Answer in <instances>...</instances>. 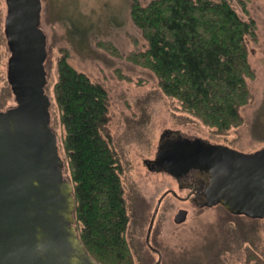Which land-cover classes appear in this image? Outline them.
<instances>
[{
  "label": "rangeland",
  "instance_id": "rangeland-1",
  "mask_svg": "<svg viewBox=\"0 0 264 264\" xmlns=\"http://www.w3.org/2000/svg\"><path fill=\"white\" fill-rule=\"evenodd\" d=\"M132 1L42 0L41 27L48 40L46 89L61 154L65 157L64 126L54 87L58 60L67 53L70 64L108 90L109 131L123 167L121 179L130 216L126 236L134 264L264 263V218L233 214L221 204L201 207L186 197L189 189L180 188L173 175L148 165L156 161L166 129L246 153L264 148V0H230L243 19L255 22V34L247 38L255 77L247 79L252 98L240 109L242 122L224 132L182 110L176 98L164 93L150 68L129 58L148 48V40L132 19ZM138 1L146 5L150 0ZM6 15V0H0V110L16 104L7 78ZM65 173L69 174L68 168ZM157 206L149 242L159 252L147 242ZM181 208L188 215L178 223L175 215Z\"/></svg>",
  "mask_w": 264,
  "mask_h": 264
},
{
  "label": "trees",
  "instance_id": "trees-1",
  "mask_svg": "<svg viewBox=\"0 0 264 264\" xmlns=\"http://www.w3.org/2000/svg\"><path fill=\"white\" fill-rule=\"evenodd\" d=\"M131 16L148 48L129 58L150 68L164 93L218 132L242 122L240 109L252 98L247 79L255 77L247 42L253 20L243 19L230 0H133ZM54 90L80 237L99 263L134 264L108 90L70 64L67 53L58 60Z\"/></svg>",
  "mask_w": 264,
  "mask_h": 264
},
{
  "label": "water",
  "instance_id": "water-1",
  "mask_svg": "<svg viewBox=\"0 0 264 264\" xmlns=\"http://www.w3.org/2000/svg\"><path fill=\"white\" fill-rule=\"evenodd\" d=\"M6 3L7 78L16 104L0 110V264H101L80 237L74 185L52 126L42 0ZM158 160L160 167L149 163L151 169L173 176L192 168L208 172L203 206L221 204L233 214L264 218V148L246 153L200 137L183 138L160 143ZM187 215L181 208L175 221Z\"/></svg>",
  "mask_w": 264,
  "mask_h": 264
},
{
  "label": "flooded vegetation",
  "instance_id": "flooded-vegetation-1",
  "mask_svg": "<svg viewBox=\"0 0 264 264\" xmlns=\"http://www.w3.org/2000/svg\"><path fill=\"white\" fill-rule=\"evenodd\" d=\"M183 138L185 139V138H189V137L182 135L179 132V130L166 129L161 134L159 143L165 144V143H168L170 141L182 140ZM191 139H194V138H191ZM149 163H150V165H156V166H154L156 168L160 167L158 164H162L159 160L154 161V163H151V162H149ZM174 177L176 178L177 183H178L180 188L189 189V193L186 197H191L195 203L199 204L201 207H205L202 205L204 189L210 180L209 174L206 170L200 169V168H196V169L192 168L187 173H184V174L179 175V176L174 175ZM173 192H176V191L173 190ZM150 248H153L155 251H158V252L160 251L157 247H155L153 245H150Z\"/></svg>",
  "mask_w": 264,
  "mask_h": 264
},
{
  "label": "bare ground",
  "instance_id": "bare-ground-1",
  "mask_svg": "<svg viewBox=\"0 0 264 264\" xmlns=\"http://www.w3.org/2000/svg\"><path fill=\"white\" fill-rule=\"evenodd\" d=\"M159 207V206H158ZM157 208V207H156ZM157 211H158V209H157Z\"/></svg>",
  "mask_w": 264,
  "mask_h": 264
}]
</instances>
